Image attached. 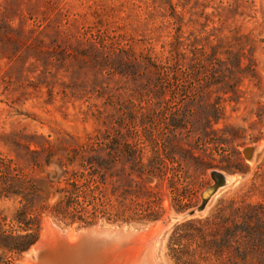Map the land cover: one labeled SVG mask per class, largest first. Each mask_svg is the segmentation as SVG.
Returning <instances> with one entry per match:
<instances>
[{"label": "rangeland", "instance_id": "1", "mask_svg": "<svg viewBox=\"0 0 264 264\" xmlns=\"http://www.w3.org/2000/svg\"><path fill=\"white\" fill-rule=\"evenodd\" d=\"M120 47L148 76L95 63ZM211 171L235 179L175 219ZM243 203H264V0H0V264L51 225H159L156 264H264V242H174Z\"/></svg>", "mask_w": 264, "mask_h": 264}, {"label": "trees", "instance_id": "2", "mask_svg": "<svg viewBox=\"0 0 264 264\" xmlns=\"http://www.w3.org/2000/svg\"><path fill=\"white\" fill-rule=\"evenodd\" d=\"M104 47L103 45H101ZM107 47L105 48V50ZM96 56L95 63H101L100 66H109L111 68L110 71L125 70L124 75H132L134 78H138L144 74L148 76L144 72V74H139L138 68L141 67V63L146 61L145 69H148L147 66L152 65L155 66L154 61L151 57L135 56L133 53H130L129 50L125 48H118L116 51L108 50L105 52L104 50L95 49ZM142 59V61H141ZM136 165H134L135 167ZM133 167V168H134ZM139 171H141V166L135 167ZM234 203L231 202L230 208ZM219 214L208 217L203 221H195V220H187L181 223L178 227H186L189 226L193 228L196 233L194 234H182L179 235L177 240L174 242H179L183 238L185 239H196L198 240L199 246L204 249V254L206 255L213 246L217 247V252H220V248L229 247L230 243L233 239L245 238L251 239L254 241V245L257 247L261 246L264 242V203L258 204H240L239 206L231 209V213L226 216L223 214ZM195 224H197L195 226ZM194 226V227H193ZM239 231V234H238ZM206 257V256H204ZM207 259V258H205ZM180 264H190L186 261H182ZM221 264V262L219 263ZM224 264V263H223Z\"/></svg>", "mask_w": 264, "mask_h": 264}, {"label": "bare ground", "instance_id": "3", "mask_svg": "<svg viewBox=\"0 0 264 264\" xmlns=\"http://www.w3.org/2000/svg\"><path fill=\"white\" fill-rule=\"evenodd\" d=\"M252 146H247V149H256ZM251 156V158H252ZM248 159V158H247ZM253 159V158H252ZM211 177L214 180L213 184L206 187L201 193V203L199 209H204L208 204L209 200L214 194H211L220 183L229 184L233 182L235 178L228 177L226 178L222 173L218 171H212ZM228 181V183H226ZM46 220V219H45ZM47 221V220H46ZM50 222V221H49ZM47 222V223H49ZM44 223H46L44 221ZM51 225V222L50 224ZM47 226V224H46ZM49 227V226H48ZM96 230H105L107 228H100L98 225L93 227ZM124 229V228H122ZM161 229V226H156L154 228L148 229L147 232L134 231L136 233L135 241L127 245H117L116 243H111L107 241L94 242L91 246L85 247L83 244H76L77 233H74L72 230H67L64 235L54 228H46V234L41 236V244L37 248V253L33 252L31 248V256H27L25 264H137L140 261V258L145 255L147 251L146 243H149V253L150 258L156 264L152 249L154 239L157 236ZM124 231H127V229ZM88 249V250H87ZM45 250V253L42 257L37 258L39 251ZM28 258V259H27Z\"/></svg>", "mask_w": 264, "mask_h": 264}, {"label": "water", "instance_id": "4", "mask_svg": "<svg viewBox=\"0 0 264 264\" xmlns=\"http://www.w3.org/2000/svg\"><path fill=\"white\" fill-rule=\"evenodd\" d=\"M254 147V146H252ZM247 149L248 147L243 148V155L245 158L251 159L253 148ZM256 147V146H255ZM212 171L210 172L211 176ZM225 185V183H220L213 191H211V194H215L217 191L220 190ZM202 193H200L201 196ZM202 209H199V205L182 213L178 217H174L177 220H186L189 217H192L194 215L200 214L202 212ZM53 226V225H52ZM96 226V225H95ZM94 227V226H93ZM93 227L91 228H86L85 230H81L77 232V241L76 244H83L85 247L88 248V246H91L94 242H103V241H109L111 243H116L117 245H127L130 244L131 242L135 241L136 233L131 230L127 229V231H124L122 228L118 229H105V230H96ZM55 228V227H54ZM65 232L61 233V235H64ZM43 242L41 238L38 240V242L32 246L33 252L37 253V248L39 245ZM149 243H146L147 251L145 252V255L140 258V261L137 264H154L152 259L150 258V253H149ZM88 250V249H87ZM45 253V250H41L38 252L37 258L42 257L43 254ZM117 264V263H116Z\"/></svg>", "mask_w": 264, "mask_h": 264}]
</instances>
